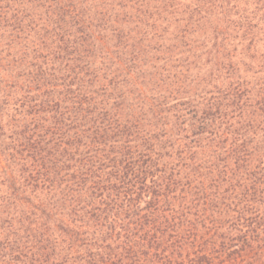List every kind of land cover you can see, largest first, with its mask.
Segmentation results:
<instances>
[{"label":"trees","instance_id":"trees-1","mask_svg":"<svg viewBox=\"0 0 264 264\" xmlns=\"http://www.w3.org/2000/svg\"><path fill=\"white\" fill-rule=\"evenodd\" d=\"M0 264H264V0H0Z\"/></svg>","mask_w":264,"mask_h":264}]
</instances>
